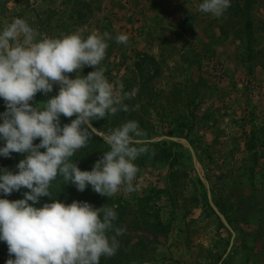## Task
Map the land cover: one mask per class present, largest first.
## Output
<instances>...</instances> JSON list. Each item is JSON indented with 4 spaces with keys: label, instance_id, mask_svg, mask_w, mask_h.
<instances>
[{
    "label": "rangeland",
    "instance_id": "rangeland-1",
    "mask_svg": "<svg viewBox=\"0 0 264 264\" xmlns=\"http://www.w3.org/2000/svg\"><path fill=\"white\" fill-rule=\"evenodd\" d=\"M201 2L0 0V30L20 17L50 37L109 33L98 67L135 93L123 101L129 111L94 120L92 139L70 158L90 171L109 150V131L138 121L144 135L136 146L149 151L134 162L132 190L103 196L89 185L80 192L58 175L49 197L34 205L60 199L114 207V229L125 231L104 264H264V0H231L219 17L199 11ZM120 33L127 43L116 42ZM58 92L57 83L30 103ZM75 118L61 116V123ZM24 158L0 157V168L16 170ZM66 186L72 191L60 195ZM25 191L4 198L23 199ZM9 258L0 242V264Z\"/></svg>",
    "mask_w": 264,
    "mask_h": 264
},
{
    "label": "clouds",
    "instance_id": "clouds-1",
    "mask_svg": "<svg viewBox=\"0 0 264 264\" xmlns=\"http://www.w3.org/2000/svg\"><path fill=\"white\" fill-rule=\"evenodd\" d=\"M230 6L231 0H202L199 11L219 17ZM82 32L50 37L20 17L0 30V98L6 104L0 113V157L25 154L16 170L0 168V242L14 256L6 264H100L102 256L115 254L116 237L125 231L114 229V207L60 199L34 206L41 197H49L58 175L80 192L89 185L103 196L131 191L138 172L134 162L149 151L136 146L144 130L138 121L129 120L109 131V150L90 171L70 161L92 139V122L129 111L123 101L135 94L123 92V85L109 81L98 67L110 34ZM115 39L127 43L129 37L120 33ZM86 66L95 70L85 76ZM74 72L71 78L68 74ZM57 83L56 96L37 106L30 103L37 93L47 96ZM61 116L76 118L62 125ZM22 188L30 190L23 192V199L4 198ZM113 229L115 235L109 236Z\"/></svg>",
    "mask_w": 264,
    "mask_h": 264
},
{
    "label": "trees",
    "instance_id": "trees-1",
    "mask_svg": "<svg viewBox=\"0 0 264 264\" xmlns=\"http://www.w3.org/2000/svg\"><path fill=\"white\" fill-rule=\"evenodd\" d=\"M100 143L102 144V145H105V142L104 141H102V140H100ZM43 151V150H42ZM165 154H164V156H166V154H167V152L166 151H163ZM78 160V158L76 159V160H74V162H76ZM72 187L71 186H66L65 188H64V190L62 189L61 191H60V195H62V194H64L66 191H68V190H70V191H72ZM84 195H85V193H84ZM71 198V197H70ZM105 257L106 256H102L101 258H100V264H104L105 263Z\"/></svg>",
    "mask_w": 264,
    "mask_h": 264
},
{
    "label": "water",
    "instance_id": "water-1",
    "mask_svg": "<svg viewBox=\"0 0 264 264\" xmlns=\"http://www.w3.org/2000/svg\"><path fill=\"white\" fill-rule=\"evenodd\" d=\"M171 140H173V141H177V139H175V138H172Z\"/></svg>",
    "mask_w": 264,
    "mask_h": 264
}]
</instances>
